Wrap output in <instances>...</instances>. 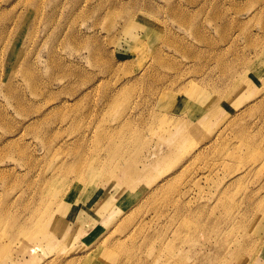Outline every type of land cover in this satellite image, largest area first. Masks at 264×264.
Returning <instances> with one entry per match:
<instances>
[{
    "label": "rangeland",
    "instance_id": "1",
    "mask_svg": "<svg viewBox=\"0 0 264 264\" xmlns=\"http://www.w3.org/2000/svg\"><path fill=\"white\" fill-rule=\"evenodd\" d=\"M231 215L264 264V0H0V264H201Z\"/></svg>",
    "mask_w": 264,
    "mask_h": 264
},
{
    "label": "bare ground",
    "instance_id": "2",
    "mask_svg": "<svg viewBox=\"0 0 264 264\" xmlns=\"http://www.w3.org/2000/svg\"><path fill=\"white\" fill-rule=\"evenodd\" d=\"M239 179V178H238ZM235 181V180H234ZM241 181V179H240ZM222 192V191H221ZM224 192V191H223ZM220 205L222 204H226L225 200H221ZM184 207H180V210H182ZM247 208V207H246ZM242 210V209H240ZM251 210V209H250ZM254 211V210H253ZM193 213V211H192ZM196 213V216L199 215V213L195 212ZM237 213V212H236ZM244 213V212H243ZM240 214V212H239ZM252 214V213H251ZM232 216V217H231ZM230 216V221L229 223H227V226H229V228H225L224 230H220L222 231L221 233H219L218 231L214 232L215 234H212V236H214V239L216 238V242H217V246H219V249H218V253H215V255L213 254H209V253H205L202 255L201 257V264H207V263H210V264H231L232 261L231 260H228L226 258H228V254L229 255H232L233 257H236L238 254L235 253V249L233 251H229L227 248L226 249H222V244L226 241H228V239H226L229 235H231V233L236 229L235 227L238 226V222L240 225L244 224L243 221H236L235 219V216L231 215ZM251 217L253 215H250ZM192 217H195V214L193 213L192 216H186L184 214V216L182 217V220H180V222L178 223V229H177V234H176V237L177 236H180L181 237V233L185 230H188L189 228L188 227V224L189 223L188 221H191L193 218ZM242 218H244V216H242ZM248 218V217H247ZM246 219V218H245ZM248 220V219H247ZM217 224V222L215 223ZM62 224L59 225V228ZM62 227V226H61ZM184 228V229H183ZM44 231L46 232V229H47V225L46 223L44 224V227H43ZM183 229V230H182ZM62 230L64 231L65 229L62 228ZM233 234V233H232ZM210 238V237H209ZM211 239V238H210ZM207 242V241H205ZM204 243V242H203ZM205 244V243H204ZM254 247V246H253ZM239 250H236V252H238ZM250 251V250H249ZM260 251V250H259ZM259 253V252H258ZM231 256V257H232ZM199 264V262H198Z\"/></svg>",
    "mask_w": 264,
    "mask_h": 264
}]
</instances>
